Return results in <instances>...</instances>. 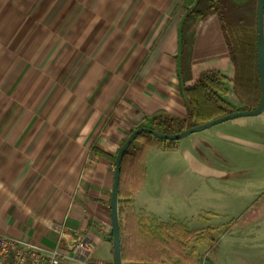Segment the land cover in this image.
Masks as SVG:
<instances>
[{"label":"crops","instance_id":"crops-1","mask_svg":"<svg viewBox=\"0 0 264 264\" xmlns=\"http://www.w3.org/2000/svg\"><path fill=\"white\" fill-rule=\"evenodd\" d=\"M185 1L0 0V236L31 240L47 254L67 252L83 236L94 263L113 264L115 163L100 152L116 156L132 129L160 110L185 116ZM195 37L206 64L225 54L214 17L197 22ZM177 143L154 148L176 155V166L184 164ZM147 191L132 198L138 239L145 217L190 231L181 207L173 219Z\"/></svg>","mask_w":264,"mask_h":264},{"label":"rangeland","instance_id":"rangeland-1","mask_svg":"<svg viewBox=\"0 0 264 264\" xmlns=\"http://www.w3.org/2000/svg\"><path fill=\"white\" fill-rule=\"evenodd\" d=\"M176 143L175 151L184 159L176 166L170 161L176 155L156 146L147 149L143 188L166 213L181 207L190 231L145 217L143 238L163 240L165 264H264V113L214 125ZM201 167L221 173L207 175L199 172ZM172 240L178 245L171 248ZM87 263L100 264L92 255Z\"/></svg>","mask_w":264,"mask_h":264},{"label":"trees","instance_id":"trees-1","mask_svg":"<svg viewBox=\"0 0 264 264\" xmlns=\"http://www.w3.org/2000/svg\"><path fill=\"white\" fill-rule=\"evenodd\" d=\"M258 1L186 0L184 2L186 12L180 24L178 77L185 99L186 114L184 117H178L169 111L160 110L146 116L144 122L137 128L148 127L162 134L172 135L236 111L254 110L258 107L261 102L257 69ZM211 17L219 23L226 51L220 59L206 64L195 51V34L197 22L206 21ZM228 83L232 84L233 93L241 105L238 109L226 98L229 93ZM128 138L121 143L120 148ZM175 144L176 141H165L150 133L142 132L121 160L119 215L124 264H165V259L168 257L161 238L155 240L137 238L133 225L136 217L133 213L132 198L145 184L144 161L147 149L152 146L170 148ZM100 154L115 163L116 156L103 152ZM191 235L192 232L187 234V236ZM177 242L172 240L169 246ZM171 253L179 256L174 251Z\"/></svg>","mask_w":264,"mask_h":264},{"label":"water","instance_id":"water-1","mask_svg":"<svg viewBox=\"0 0 264 264\" xmlns=\"http://www.w3.org/2000/svg\"><path fill=\"white\" fill-rule=\"evenodd\" d=\"M257 69L258 77L261 86V102L258 107L254 110H245V111H236L230 114H227L223 117L217 118L210 122L201 124L184 130L177 134L167 135L157 132L148 127H139L136 128L129 136L127 141L119 149L116 155L115 161V174H114V183L111 196V217H112V245H113V264H124L122 257V248H121V230H120V215H119V183H120V165L121 160L130 147V145L135 141L137 136L142 132H147L153 136L160 138L165 141H178L184 137L189 136L190 134L200 132L202 130L208 129L214 125L249 116H258L264 113V0L258 1V12H257Z\"/></svg>","mask_w":264,"mask_h":264},{"label":"built area","instance_id":"built-area-1","mask_svg":"<svg viewBox=\"0 0 264 264\" xmlns=\"http://www.w3.org/2000/svg\"><path fill=\"white\" fill-rule=\"evenodd\" d=\"M94 249L89 238L78 236L68 241L67 252L57 249L47 254L31 240L0 236V264H88Z\"/></svg>","mask_w":264,"mask_h":264}]
</instances>
